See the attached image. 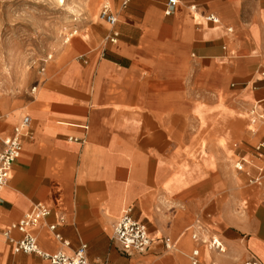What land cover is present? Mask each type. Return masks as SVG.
<instances>
[{
    "label": "crops",
    "instance_id": "crops-1",
    "mask_svg": "<svg viewBox=\"0 0 264 264\" xmlns=\"http://www.w3.org/2000/svg\"><path fill=\"white\" fill-rule=\"evenodd\" d=\"M110 1L114 28L99 1L34 96L0 98V150L31 120L1 194L0 264H49L4 236L39 203L51 213L30 233L50 254L86 245L94 264H192L198 250V264H264V0H179L170 17L166 0ZM127 210L148 228L146 255L112 239ZM211 234L225 254L203 244Z\"/></svg>",
    "mask_w": 264,
    "mask_h": 264
},
{
    "label": "built area",
    "instance_id": "built-area-1",
    "mask_svg": "<svg viewBox=\"0 0 264 264\" xmlns=\"http://www.w3.org/2000/svg\"><path fill=\"white\" fill-rule=\"evenodd\" d=\"M103 2L102 10L100 13V20L114 28L118 23L117 16L112 12L111 1L101 0ZM130 0H121V7L126 8ZM179 0H166L165 2V15L170 17L174 14L175 10L179 6ZM207 20L217 23L218 20L213 17L207 18ZM231 32V30H229ZM76 35L74 32L72 35ZM119 35L113 33L108 40L116 44L118 42ZM69 40H65V44H68ZM52 60L49 56L44 62V65ZM44 65L41 72L44 71ZM37 92V88L33 87L30 91L31 95L34 96ZM1 119V114H0ZM31 120L26 117L20 126L15 128L12 136L5 138L2 141V149L0 150V203L1 194L7 187L12 167L18 162L23 139L31 136L30 131ZM257 154L264 158V143H260L256 148ZM244 159H240L235 163L234 168L237 172H244L246 165ZM260 179H251V184H260ZM50 210L43 204H36L33 211L27 214L20 222L13 224L10 230L4 233L7 242L12 245L15 253H23L26 255H36L44 260L48 261L49 264H94L89 261L87 256V246L83 245L79 250L72 254L64 252H57L50 254L44 252L38 245L36 237L30 233V228L39 224L43 219L50 216ZM50 230L55 233L56 226H50ZM17 231L21 234V238L16 240L12 237V232ZM56 239L59 240L65 247H69V243L66 242L60 234L55 233ZM112 239L119 245L120 250L123 254L128 257L133 255H146L151 247L152 241L149 236L148 228L136 221L131 213V210H127L123 216L116 222L113 227ZM192 240L196 243L200 241L197 234L192 236ZM203 244L206 245L210 250L215 251L219 254L226 253V247L224 243L216 236L209 235L203 240ZM167 249H171V241L165 240ZM199 251L195 250L192 254V264H198ZM241 264H261V262L251 256L247 261Z\"/></svg>",
    "mask_w": 264,
    "mask_h": 264
},
{
    "label": "rangeland",
    "instance_id": "rangeland-1",
    "mask_svg": "<svg viewBox=\"0 0 264 264\" xmlns=\"http://www.w3.org/2000/svg\"><path fill=\"white\" fill-rule=\"evenodd\" d=\"M78 1L0 0V98L30 93L47 58L80 31L86 12H74Z\"/></svg>",
    "mask_w": 264,
    "mask_h": 264
},
{
    "label": "bare ground",
    "instance_id": "bare-ground-1",
    "mask_svg": "<svg viewBox=\"0 0 264 264\" xmlns=\"http://www.w3.org/2000/svg\"><path fill=\"white\" fill-rule=\"evenodd\" d=\"M99 1L101 2V7H102L103 2L101 0H99ZM60 3L65 5V0H60ZM96 9H97V3L95 1H93V0H79L77 7L74 8V12H76V13H80L82 11L94 12V11H96ZM76 34H77V32H76ZM73 36H75V34L74 35L69 34L65 40H70ZM64 44H65V41H64Z\"/></svg>",
    "mask_w": 264,
    "mask_h": 264
}]
</instances>
